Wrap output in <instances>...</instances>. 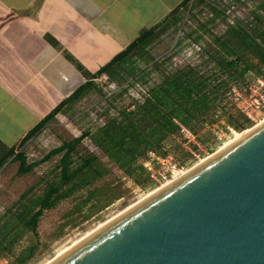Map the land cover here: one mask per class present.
<instances>
[{"label":"trees","instance_id":"1","mask_svg":"<svg viewBox=\"0 0 264 264\" xmlns=\"http://www.w3.org/2000/svg\"><path fill=\"white\" fill-rule=\"evenodd\" d=\"M190 1L183 0L161 22L143 30L96 72L81 69L84 83L21 140L20 147L57 113L66 111L90 90L101 92L95 80L101 75L120 86L113 92L112 98L106 97L108 108L113 112L109 115L108 110L105 111V122L95 129L82 130L79 135L63 141L43 156L44 161L60 154L59 173L47 182L43 194L30 199L29 204H24L17 213L7 215V219L0 224V257L6 258L9 264H24L31 257L34 246L26 247L18 254H14L12 248L24 230L36 233L43 210L54 207L59 199L85 189L87 195L84 202L94 207L102 199L97 189L90 190L89 187L114 169L120 170L134 184L145 187L150 174L140 160L146 159L150 153L163 156L164 146L172 136L180 135L182 127L196 135L197 129L215 117H224L226 124L236 131L247 128L251 120L232 107L230 95L233 88L240 90L251 79L264 76V0L260 6L261 13L252 12L248 20L235 18L234 23L226 24L219 34L207 28L208 21L198 22L199 29L212 37L209 44L199 46L198 62L170 66L159 73L158 81L147 86L150 71L162 63L154 58L147 60L148 49L155 39L176 25L179 20L176 13L180 7L191 9ZM212 9L213 21L223 15L222 10ZM200 35L194 38L193 43L200 44ZM135 83L141 84L143 89L133 90ZM124 97L128 98V103L119 106L115 100ZM83 140L88 141L89 150L75 162L73 155L77 154V147ZM169 145L177 144L172 141ZM7 159L19 162V174L28 173L37 165V162L26 161L23 150L9 148L0 154V171ZM25 196L23 194L22 197Z\"/></svg>","mask_w":264,"mask_h":264},{"label":"rangeland","instance_id":"2","mask_svg":"<svg viewBox=\"0 0 264 264\" xmlns=\"http://www.w3.org/2000/svg\"><path fill=\"white\" fill-rule=\"evenodd\" d=\"M262 2L263 0H204V2L191 0L190 10L185 6L180 7L176 13L179 18L176 25L155 39L148 49L147 60L154 58L162 63H159L155 70L150 71L147 86L158 81L159 73L170 66L198 62L199 46L209 44L212 38L208 32L199 29L198 22L208 21L207 28L212 33L219 34L225 29L226 24H231L230 21L233 19L248 20L252 17V12L261 13ZM213 7L223 11V15L217 16L214 21L212 20ZM198 35L201 36L200 44L193 43ZM95 80L101 92L90 90L72 103L66 111L57 113L37 134L18 147L23 150L27 162H37L31 171L19 174L17 173L19 162L6 160L0 171V205L3 206V211L0 212L2 216L0 224L7 219V215L17 213L25 206L24 204H29L30 199L43 194L47 182L58 175L60 154L44 161L42 159L49 150L59 146L63 141L71 140L86 128L98 127L107 120L106 110L109 115L112 114L113 110L108 108L106 97L112 98L113 92H116L120 86L104 75ZM140 88L143 89V86L135 83L133 90H140ZM230 96L233 102L232 107L237 109V101L232 95ZM115 102L122 106L128 103V98L116 99ZM254 117L256 120H251L247 128L255 126L264 116L261 112H255ZM196 132V135L190 132L189 136L180 133V135H174L164 146L163 156L152 153L146 159L140 160L146 165L150 174L145 187L134 184L124 177L120 170L114 169L95 180L89 187L90 190L97 189L102 199V202L94 207L84 202L87 195L85 189L76 190L59 199L54 207L43 210L36 233L27 229L22 232V236L12 248L13 253L18 254L24 248L34 246L31 257L24 264H44L58 251L79 240L103 221L112 218L151 190L165 183L169 177L164 180L161 177L162 174L176 169H180L178 173L180 174L182 171L193 168L201 158L214 153L220 145L239 131L228 126L224 117H215L213 121L197 129ZM172 141L177 145L170 146ZM87 143V140H83L78 145L77 154L73 155L75 162L78 161L79 156L89 150ZM0 154H2L1 151ZM23 194L26 196L22 197Z\"/></svg>","mask_w":264,"mask_h":264},{"label":"water","instance_id":"3","mask_svg":"<svg viewBox=\"0 0 264 264\" xmlns=\"http://www.w3.org/2000/svg\"><path fill=\"white\" fill-rule=\"evenodd\" d=\"M48 264H264V122Z\"/></svg>","mask_w":264,"mask_h":264},{"label":"crops","instance_id":"4","mask_svg":"<svg viewBox=\"0 0 264 264\" xmlns=\"http://www.w3.org/2000/svg\"><path fill=\"white\" fill-rule=\"evenodd\" d=\"M183 0H0V151Z\"/></svg>","mask_w":264,"mask_h":264},{"label":"built area","instance_id":"5","mask_svg":"<svg viewBox=\"0 0 264 264\" xmlns=\"http://www.w3.org/2000/svg\"><path fill=\"white\" fill-rule=\"evenodd\" d=\"M234 20L235 19L230 21V23L232 24ZM104 77L106 76L104 75ZM232 96L237 101V109L250 120H256L254 117L255 112H261V115L264 116V76H258L251 79L248 84L240 90L233 88ZM179 132L181 135H191V133L185 127H182ZM179 172L180 169L171 170L170 173H164L161 175V177L164 180L168 177L169 179H173L174 176ZM169 179H166L165 182H167ZM1 211H3V206L0 205V212ZM0 264H9V262L6 258L0 257Z\"/></svg>","mask_w":264,"mask_h":264},{"label":"bare ground","instance_id":"6","mask_svg":"<svg viewBox=\"0 0 264 264\" xmlns=\"http://www.w3.org/2000/svg\"><path fill=\"white\" fill-rule=\"evenodd\" d=\"M262 122H264V117H263V118H262V119H261L256 125H255V127L258 126L259 124H261ZM250 130H251V128H246V129L241 130V131H239V132H235L234 136H233L231 139L225 141L222 145H220L219 148H218L214 153L209 154L208 156H206V157H204V158H201V159L199 160V162H198L195 166H198L199 164L203 163L204 161H206L207 159H209L210 157H212L213 155H215L216 153H218L219 151H221L222 149H224L225 147H227L228 145H230L231 143H233L234 141H236L237 139H239L240 137H242L244 134H246V133L249 132ZM195 166H194L193 168H195ZM193 168L191 167L190 169H187V170H185V171H182L180 174H178L177 176H175L173 179H171V180H169V181L163 183L162 185L156 187L155 189L151 190L149 193H147L144 197H142V198H141L140 200H138L137 202H135V203H133V204L127 206L124 210L120 211L118 214H116V215L113 216L112 218L110 217L108 220L103 221L102 223H100L95 229H93V230L87 232L84 236L82 235L83 237L81 236L82 238H80L79 240L73 242L71 245H69V246H67V247H65V248H63V249H61L60 251H58V252L56 253V255H55L52 259L46 261L44 264H48L50 261H52L53 259H55V258H56L57 256H59L60 254H62L64 251H66V250L69 249L71 246H73L74 244H76L78 241H80L81 239H83L85 236H87L88 234H90L92 231L96 230V229L99 228L100 226L104 225L105 223L109 222L110 220H112L113 218L117 217V216L120 215L121 213L125 212L126 210H128L129 208H131L132 206H134L135 204H137L138 202L144 200V198H146V197H148V196L154 194L155 192H157V191L160 190L161 188L165 187L166 185L170 184V183L173 182L174 180L178 179V178L181 177L182 175L186 174L187 172H189V171L192 170Z\"/></svg>","mask_w":264,"mask_h":264}]
</instances>
